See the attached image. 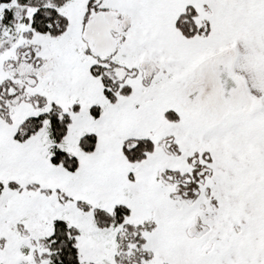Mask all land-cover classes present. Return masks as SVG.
<instances>
[{
  "label": "snow or ice",
  "instance_id": "snow-or-ice-1",
  "mask_svg": "<svg viewBox=\"0 0 264 264\" xmlns=\"http://www.w3.org/2000/svg\"><path fill=\"white\" fill-rule=\"evenodd\" d=\"M0 264H264V0H0Z\"/></svg>",
  "mask_w": 264,
  "mask_h": 264
}]
</instances>
